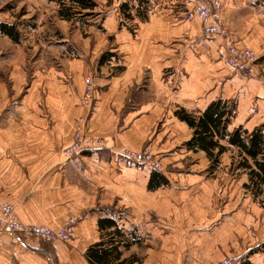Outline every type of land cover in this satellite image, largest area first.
<instances>
[{"label":"crops","instance_id":"crops-1","mask_svg":"<svg viewBox=\"0 0 264 264\" xmlns=\"http://www.w3.org/2000/svg\"><path fill=\"white\" fill-rule=\"evenodd\" d=\"M150 19L139 22L136 38L130 35L122 42L129 45V50L118 62L125 69L116 79L121 86L117 90V81L114 87L102 86L92 114V125L98 133L128 146H140L148 130L146 124L155 119L152 102L140 107L144 104L141 102L135 107L143 114L140 118L135 119L137 115L131 112L119 114L126 97L125 87L133 83V78L139 81L144 70L150 71L152 81L141 91L150 86L166 87L172 78L165 76L167 68L173 78L180 77L178 66H170L182 61L178 53L168 51L170 38L195 33L194 39H197L200 31L198 25L186 21ZM110 64L118 65L115 61ZM179 66H185L189 72L181 80L180 89L153 88L148 93L149 98L159 94L168 99L173 117L190 130L186 141L191 136V128L174 110L182 108L197 113L216 99V94L214 89L210 93L203 91L204 85L197 81L202 75L199 68ZM67 69L64 72L71 78L70 84L50 90L43 99L45 103L39 105L28 93L20 101H13L17 119H0V200L12 203L18 219L27 224L57 228L76 216L73 237L63 242L0 232V264H91L87 249L96 242L107 241L114 230L121 234V259L136 257L133 264H213L228 253L235 224L231 214L223 209L217 211L219 205L212 198L211 189L206 192V187L185 184L170 170L166 175L171 184L150 190L148 180L152 170L141 164L126 163L109 150L63 158L60 147L69 141L74 119L81 111L77 104L82 86L81 65L72 60ZM214 73L210 67L209 74ZM103 78L101 82L108 80L107 76ZM187 78L190 83L185 82ZM71 84L74 90L68 88ZM56 90L62 91L56 93ZM144 97L139 95L138 101ZM8 100L9 94L3 88L0 105H7ZM177 145L180 142L173 144ZM160 148L165 152L162 162L169 165L180 163L186 152L195 153L171 151L167 144ZM113 207L126 210L125 216H118L111 210ZM211 208H215L214 212ZM103 218L111 219L114 224L101 227L99 220ZM217 238L228 240L230 245L219 248Z\"/></svg>","mask_w":264,"mask_h":264},{"label":"rangeland","instance_id":"rangeland-1","mask_svg":"<svg viewBox=\"0 0 264 264\" xmlns=\"http://www.w3.org/2000/svg\"><path fill=\"white\" fill-rule=\"evenodd\" d=\"M93 1L97 5L92 12H75L71 19L65 20L58 16V3L55 0H0V21L16 22L21 31L19 42L0 34V92L4 88L5 94H9L7 105H0V119H17L19 116L13 101H20L28 93L33 100L36 98L39 105L45 103L43 99L50 90L70 84L71 78L64 71L72 60L78 62L81 65L82 86L77 104L81 111L76 114L69 141L60 147L63 158L71 159L83 152L109 150L126 163L133 162L152 171H159L165 181L155 184L156 186L148 184L150 190L171 184L166 175L170 170L176 172L185 184L194 183L195 187H206V192L211 189L212 198L219 205L217 211L221 212L223 209L231 214L235 224L231 250L213 264H223L230 256L234 257L235 262L246 258L253 264H264V205L260 203L261 195L254 197L251 191L243 186L248 179L243 169L235 167L238 161L236 148L228 147L222 152L213 170H210L209 159L200 150L189 154L186 152L180 163H163L161 157L165 152L160 148L163 144H167L171 151H192L187 149L184 141L190 130L173 117L172 107L166 97L157 94L149 98L148 93L153 88H158V91L180 89L181 80L184 76L188 77L189 72L185 66L179 65H194L202 73L197 81L204 85L203 91L210 93L214 89L216 99L227 100L229 106L233 107L229 130L239 125L247 130L264 125V0ZM198 10L201 14L207 10V13H204L206 16L202 17ZM163 12H168L169 15L163 16ZM162 17L172 18L170 21L174 23L186 21L198 25L199 36L194 39L193 33L180 38H170L168 51L171 54L178 53L182 61L170 65L178 66L180 77L175 79L173 74L168 73L169 68L165 70V76L172 77L166 87L150 86L146 91H141L151 80L148 70H144L139 81L133 78V83L125 87L126 97L120 105L119 114L123 116L131 112L137 115L135 119L140 118L143 114L135 107L141 102L144 104L140 107L152 102L155 120L146 124L148 130L140 146L116 143L98 133L92 125L97 95L102 86H105L104 89L114 87V81H117L125 70L119 67L118 62L123 60L122 56L127 55L129 45L122 42L129 39L130 35L131 38H136L139 22ZM209 25L214 26L206 28ZM195 32L197 34V31ZM125 33L127 36H124ZM154 44L156 45V42ZM102 54L105 56L102 57ZM113 61L118 64L117 67L110 64ZM210 67L215 70L213 75L209 74ZM103 76H107L108 80L101 82ZM188 79L190 78L185 79L186 83H190L191 80ZM119 84L118 82L117 85ZM71 86L73 85L68 88L73 89ZM60 91L62 90L55 92ZM139 95L145 97L138 101ZM41 109L43 113L46 112ZM177 109L179 108L173 113ZM124 126L125 124L122 128ZM130 127L128 124L127 128ZM77 129L84 136H88L91 142L98 140V143L66 157L63 150L71 144ZM178 142L180 145L174 147L173 144ZM122 148H126L128 152H141L144 155L142 160L146 163L126 157ZM190 177L193 179L188 180ZM214 209L211 208L210 211L214 212ZM111 210L121 217L126 214V210L121 207H113ZM71 218L74 233L76 216L68 220ZM217 241L219 248L230 245L225 239L217 238Z\"/></svg>","mask_w":264,"mask_h":264},{"label":"trees","instance_id":"trees-1","mask_svg":"<svg viewBox=\"0 0 264 264\" xmlns=\"http://www.w3.org/2000/svg\"><path fill=\"white\" fill-rule=\"evenodd\" d=\"M58 3V16L69 20L75 12H92L96 7L93 0H55ZM16 22L8 23L0 21V34L8 36L14 42H19L21 31ZM105 54H102L104 57ZM233 107L229 106L227 100L215 99L209 102L198 114L179 108L175 111L177 117L187 123L192 129V134L185 141L187 149L192 151H203L211 163L210 170L218 162V156L228 147L236 148L238 161L237 169L246 172L248 182L244 188L251 191L254 197L260 196V203L264 205V132L263 126L253 127L251 130L241 125L229 130L228 125L233 116ZM224 142L225 145L222 143ZM165 178L159 171H152L148 180L149 186H156L164 182ZM114 224L109 218L99 220V225L108 228ZM116 235H115V234ZM109 233L106 241H99L87 249L86 256L91 264H133L136 257L121 259L119 251L120 235L118 230ZM109 245V246H108ZM127 245V244H124ZM231 264H253L243 259Z\"/></svg>","mask_w":264,"mask_h":264},{"label":"built area","instance_id":"built-area-1","mask_svg":"<svg viewBox=\"0 0 264 264\" xmlns=\"http://www.w3.org/2000/svg\"><path fill=\"white\" fill-rule=\"evenodd\" d=\"M204 13H207V10L204 11ZM204 13L203 14L199 13V14L203 17L206 16V14ZM210 26H214V25H209L206 28ZM210 30L212 31V29ZM96 143H98V140L91 142L88 136H84L82 132L79 129H77L74 133L73 141L63 151L66 154V157H69L74 152L80 151L82 148L94 145ZM122 151L125 154V156L130 159L137 160L139 162L144 161L142 160L144 155L141 154V152H131V151L128 152L126 148H122ZM146 157H148V155ZM143 163L146 162L144 161ZM0 232L10 233V234L18 233L25 237H34L38 239H47V240H60L66 242L70 239L73 233V219L72 218L69 220L67 219L63 224V226L58 228H50L39 224H27L18 219L13 204L0 200ZM233 260L234 257L230 256L228 260L223 264H231Z\"/></svg>","mask_w":264,"mask_h":264}]
</instances>
